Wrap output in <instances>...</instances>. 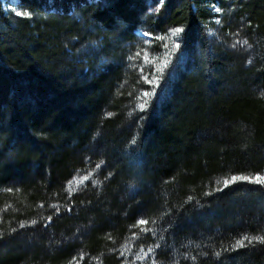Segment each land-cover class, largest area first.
Listing matches in <instances>:
<instances>
[{
    "label": "trees",
    "instance_id": "1",
    "mask_svg": "<svg viewBox=\"0 0 264 264\" xmlns=\"http://www.w3.org/2000/svg\"><path fill=\"white\" fill-rule=\"evenodd\" d=\"M256 175L264 0H0V264H264Z\"/></svg>",
    "mask_w": 264,
    "mask_h": 264
},
{
    "label": "snow or ice",
    "instance_id": "2",
    "mask_svg": "<svg viewBox=\"0 0 264 264\" xmlns=\"http://www.w3.org/2000/svg\"><path fill=\"white\" fill-rule=\"evenodd\" d=\"M217 11H219V9H217ZM17 15H20V13H17ZM25 15H27V13H25ZM181 31H182V29L176 28L172 32L171 35L172 36H176ZM156 39H161L162 40L164 38L163 37H156ZM164 46L167 47L166 44ZM176 47H179V45H176ZM137 55H139V53ZM164 66L165 67L167 66V62H165V65ZM157 71H162V69L161 68H158ZM144 79L150 85L154 83V81L151 80V79H148L147 76H145ZM150 94L151 93H149V92L146 91V92H144L143 95H144V97H148ZM146 103H147V101H145V103H141L139 105V107H140L141 110H143L145 108ZM84 179L87 180L88 178L87 177H84ZM238 181H247V182H250V183H257V184L264 185V176H261V175H256V176H231L230 179H224L222 181V183H223V186L224 187H228L230 184L236 183ZM217 183H220V182L218 181ZM219 190H222V189H219ZM69 191H75V189L72 188L71 185H69ZM138 224L139 225H146V224H148V220L147 219H141V220L138 221ZM144 230L147 231L148 229H144ZM252 240H258L260 242H264V236H256V237H251V238L248 237V236H244L242 239H240V240H238L236 242V244L234 245V247H243V246H245V244H244L245 241H248L249 243H251ZM124 247H125V249H127V245H125ZM151 251H152L151 248L148 249V252H151ZM121 254L123 255V253H121ZM145 255H147V253ZM137 259H143V257H139L138 256Z\"/></svg>",
    "mask_w": 264,
    "mask_h": 264
},
{
    "label": "rangeland",
    "instance_id": "3",
    "mask_svg": "<svg viewBox=\"0 0 264 264\" xmlns=\"http://www.w3.org/2000/svg\"><path fill=\"white\" fill-rule=\"evenodd\" d=\"M19 11V10H18ZM84 175H79V177H77L75 180H74V184L77 185V184H80L82 181H85L84 179Z\"/></svg>",
    "mask_w": 264,
    "mask_h": 264
}]
</instances>
